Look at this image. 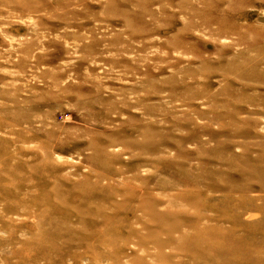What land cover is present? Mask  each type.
Listing matches in <instances>:
<instances>
[{
    "label": "rangeland",
    "instance_id": "374dc122",
    "mask_svg": "<svg viewBox=\"0 0 264 264\" xmlns=\"http://www.w3.org/2000/svg\"><path fill=\"white\" fill-rule=\"evenodd\" d=\"M0 264H264V0H0Z\"/></svg>",
    "mask_w": 264,
    "mask_h": 264
},
{
    "label": "bare ground",
    "instance_id": "6f19581e",
    "mask_svg": "<svg viewBox=\"0 0 264 264\" xmlns=\"http://www.w3.org/2000/svg\"><path fill=\"white\" fill-rule=\"evenodd\" d=\"M98 223H96V225H97ZM231 242V243H230ZM229 243H230V245H228V248L226 249V248H224V247H217L216 249H214V250H216V251H219V252H226L227 253V250L228 249H233V248H235V247H241V249H243L245 252L246 251H251L252 249H254L253 247H254V245L253 244H251V243H246V242H242V240H239V241H234V240H232V241H230ZM218 249H221V250H218Z\"/></svg>",
    "mask_w": 264,
    "mask_h": 264
}]
</instances>
